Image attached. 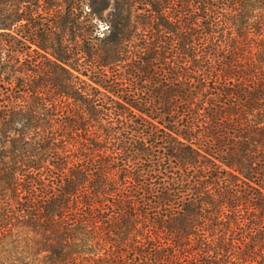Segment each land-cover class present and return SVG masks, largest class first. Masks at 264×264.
<instances>
[{
	"label": "trees",
	"instance_id": "1",
	"mask_svg": "<svg viewBox=\"0 0 264 264\" xmlns=\"http://www.w3.org/2000/svg\"><path fill=\"white\" fill-rule=\"evenodd\" d=\"M0 264H264V0H0Z\"/></svg>",
	"mask_w": 264,
	"mask_h": 264
},
{
	"label": "rangeland",
	"instance_id": "2",
	"mask_svg": "<svg viewBox=\"0 0 264 264\" xmlns=\"http://www.w3.org/2000/svg\"><path fill=\"white\" fill-rule=\"evenodd\" d=\"M102 28V27H101Z\"/></svg>",
	"mask_w": 264,
	"mask_h": 264
}]
</instances>
